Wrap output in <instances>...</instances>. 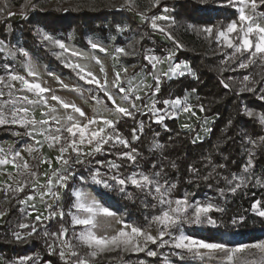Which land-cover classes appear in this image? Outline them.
I'll use <instances>...</instances> for the list:
<instances>
[{"label":"snow or ice","instance_id":"obj_1","mask_svg":"<svg viewBox=\"0 0 264 264\" xmlns=\"http://www.w3.org/2000/svg\"><path fill=\"white\" fill-rule=\"evenodd\" d=\"M28 2L30 3V0ZM226 3L227 6L237 9L236 19L226 25H209L198 30L219 51L220 64L229 66L228 69L221 68V72L246 70L254 65L264 67V11L260 10L264 8V0H226ZM125 4L130 11L136 10V14L153 33L162 35L173 45V48L163 56L145 54L143 60L147 61V64L139 67V71H136L137 65H131L133 68L131 74H129V66H114L112 79L109 80L108 72L98 58H90L82 52L70 49L64 42L53 39L46 33H38L42 41L60 49L59 52L54 53L57 59L68 54L63 61L64 67L70 69L84 84L91 86L89 89H83L77 85L71 91L78 92L81 96L85 91L90 93V98L96 102L92 116L76 103L64 100L52 89L43 86L31 54L26 49L11 46L0 40V55L10 56L13 59L24 58L20 63L24 74L11 64H5V72L0 75V127L18 126L24 129V132L16 131L13 135H25L32 141L23 149L28 154V158L22 155L21 151L11 148L6 150L0 146V177H6L0 180V191L4 193L6 201L15 198L19 204L27 205L32 209V211L24 210L26 220L32 217L34 211H38L36 204L33 203L36 200H39L48 212L46 217L40 213L34 220L19 222L18 230L12 232L13 238L18 242H26L39 234L38 224L59 218V228L54 231L45 230L43 236L46 238L45 243L49 253L57 255L64 264H95L112 252L145 253L147 257H157L162 255L159 249L165 247L170 250V255L180 261V264H264V240L229 246L223 242L197 238L185 232V225L217 226L218 221L212 213L224 210L211 202L201 203L190 200L189 194L183 197L173 196L177 183L168 178V165L164 163L167 160L164 153L168 145L157 139L159 132H155L149 142V152L153 156L159 153V162H152L149 171H144L139 164L143 156L140 149L133 145L141 140L146 127L151 129L155 124L170 132L166 120H175L184 114L186 120L195 118L196 121H200L201 116L198 113H204L208 109L203 103L194 105L187 95L160 98L164 77L172 79L176 76L189 75L199 81V76L188 63L176 61V51L183 45L166 26L159 23L173 19L168 15L169 9L163 7L161 14L148 16L147 9L140 11L135 0H125ZM148 4L152 8H158L161 6V0H148ZM6 7L0 8V15L5 14ZM14 14L11 11L6 12L8 17ZM21 15L24 13L22 12ZM143 39L144 35L138 40L132 37L127 49L115 48L112 59L119 63L121 57L134 55L133 41L139 43ZM90 46L107 54L108 50L100 44L90 42ZM73 57L76 59H71ZM88 59L100 65L102 78L98 77L87 64L81 62ZM158 65H167V69L158 68ZM48 75L52 76L53 73ZM147 77H151V84L147 82ZM232 79L228 77V80ZM57 80L63 88L69 87L63 84V81H59L58 77ZM256 83L251 74L244 75L240 80L239 91L255 92ZM221 84L225 89L232 87L225 80H221ZM191 91L195 93L196 89L193 88ZM260 99H264V95L260 96ZM37 110H39V118L35 115ZM105 112L108 114L104 115ZM243 112L264 127V113H257L246 107ZM129 120L133 122L130 139L120 128L122 123L127 124ZM208 124L209 120L204 118L200 125L201 129L211 132L212 129L207 127ZM181 128L195 133L191 140L192 144L202 141L203 137L192 124L185 122ZM179 135L180 133L177 132L176 136ZM245 139L250 147L246 149L248 159L241 175L232 173L230 176H225L216 172L217 168H226V164L212 166V172H216V176L225 181L229 185L228 190L233 193L252 181L261 184V177L256 176L251 170L254 168V150L264 145V136L258 139L248 136ZM169 140H172L171 136ZM45 145L58 153L54 157L58 167L54 168L53 159L44 155L42 149ZM121 148L126 151H121ZM109 150H115L116 160H95L98 167L87 168L89 173L87 178L78 174L77 166L90 165L97 154ZM205 159L211 162L210 157ZM117 161H126L127 164ZM44 164L48 165V169L41 172L39 169ZM169 164L173 169L177 167L174 161H170ZM8 166L14 171H9ZM125 167L133 170L125 175L121 171ZM101 168H106L107 171L101 172ZM188 171L199 174V169L192 164L188 166ZM212 172L202 178L205 181L212 179ZM78 175L82 182L88 179L93 184L103 185L105 188L111 187L109 181H112L119 186L121 192L125 191L126 186H132L144 195L146 201H151L146 202L144 206L146 209H152L153 213L145 216L144 226L116 219L117 213L100 204L95 196L83 189L71 191L72 200L68 210L65 211V207L62 206L61 190H67L69 182ZM42 177L43 182H41ZM219 191L223 194L224 189L221 188ZM21 194H24L23 198ZM127 195L129 199L132 198L131 193ZM251 208L256 215L264 217V203L260 200H256ZM7 214V210L0 211V219ZM66 216L71 217L73 229L81 226L80 231H74L71 237L69 229L64 225ZM240 219L242 220L243 217ZM110 220H115L120 227L110 230L108 224ZM233 223H237V220L234 219ZM153 227L155 234L151 230ZM19 230L28 231L22 233ZM149 245H156V248H150ZM251 250H255L259 255L250 257L241 255ZM164 259L165 264H174L167 256ZM6 264H40V260L38 257L21 256L15 261H7ZM48 264L52 262L48 261ZM140 264L145 262L140 261Z\"/></svg>","mask_w":264,"mask_h":264},{"label":"trees","instance_id":"obj_2","mask_svg":"<svg viewBox=\"0 0 264 264\" xmlns=\"http://www.w3.org/2000/svg\"><path fill=\"white\" fill-rule=\"evenodd\" d=\"M139 9L150 15L162 12L163 7L171 9L173 21L167 25L168 30L175 36L183 47L176 51V61H187L192 69L199 76V81L189 75L184 77H174L168 79L162 78L160 98H169V96L184 97L187 93L195 95L197 104L203 103L208 109L202 113V118H211L212 131L209 136L202 141L192 144L191 140L195 133H190L181 128L178 119L166 120L170 132L165 131L163 127L153 124L151 129L145 128L141 140L133 146L140 149L143 158L139 160L144 171L150 170V164L154 161L159 162L160 155L155 156L149 152V142L153 139V134L159 132L157 139L168 147L165 149L168 165V178L177 183V189L173 193L174 197H183L189 194L190 200L203 201L212 200L224 211L214 212L212 215L218 221L217 226L208 224L203 225H185L186 232L194 237L208 241H222L229 238L230 243L248 242L264 240V217L256 215L251 205L260 200L264 203V145L257 147L253 158L254 168L251 170L256 176L261 177V184L252 181L245 187L237 189L235 193L229 191V185L216 176V172L225 176L232 173L242 174L243 166L247 163L246 137L258 139L264 136V127L253 118L247 117L243 109L246 107L257 113H264V67L254 65L249 69H238L236 71L225 70L228 65H221V56L215 45L209 43L205 37L199 33V29L209 25H226L237 18L238 11L234 7L227 6L226 0H161V6L152 8L148 0H135ZM33 3L36 9H30ZM22 6L27 11L19 19L5 17L0 19V39L7 41L11 46L18 48L17 43L25 49L40 56V58L49 65L61 70L64 73H70L71 70L64 67V64L54 59L52 55L41 46L37 32L39 28H44L47 32L59 35L69 39V34L73 33L75 44L88 48L90 36H98L103 40H109L110 36L115 35L116 42L123 45L126 38L131 36L133 29L139 23L136 10H129L125 0H20L15 4L14 0H0V8L5 6ZM264 11V8L260 9ZM7 11V7H6ZM128 23V25H126ZM123 29V30H121ZM146 34V35H145ZM144 39L136 46V60L133 61L138 67L147 64L143 56L153 50L156 54L163 56L169 49L173 48L170 41L161 38L158 33L153 31L145 24ZM8 61L4 55H0V75L5 72V64ZM257 82L255 92H240V80L244 75H249ZM232 77V80H228ZM221 80L232 85L231 89H225ZM195 88L196 92L191 90ZM199 97V99H197ZM231 121V124H229ZM133 122L129 120L127 124L120 125L121 131L130 139V129ZM194 128L199 131L200 124L196 123ZM22 132L18 126L0 127V140L11 138L15 141L21 136L13 135V132ZM179 132L180 135L176 136ZM172 140H169V137ZM259 143V142H258ZM121 151L126 149L121 148ZM115 150H109L97 154L90 165L77 166L79 175L89 176L86 170L89 167H98L95 160H116ZM210 157L211 162L205 159ZM227 158V159H225ZM174 161L177 165L175 169L170 167L169 162ZM234 161V163H233ZM127 164L126 161H117ZM192 164L199 169V174L188 171V166ZM226 164L224 169H216L212 172V166ZM40 170V169H39ZM133 169L125 167L121 171L127 175ZM106 168H101V172H106ZM212 172V179L205 181L202 177ZM77 178L69 182V188L65 190L62 198V206L65 211L68 210L72 197L73 186L84 184ZM191 181V182H190ZM224 189L223 194L219 191ZM100 198L108 205L121 207L125 210L128 218H134L139 226H144L145 216H150L153 210L145 208V203L151 201L145 200L143 194L132 186H126L125 191L121 192L119 186L105 188L100 186L98 189ZM127 193L132 194L129 199ZM24 194H21L23 198ZM8 214L0 222V255L4 264L7 261H15L17 257L30 256L34 251L39 254L42 263L64 264L57 255H51L45 243L43 232L57 230L60 226L56 220H45L37 225L38 235L29 238L26 242H18L13 236V230L17 229L19 222H25L24 208L15 198H10ZM243 217L241 220L240 218ZM237 223H233V220ZM32 220V219H29ZM64 225L69 229V236L74 231L78 232L81 226L73 229L71 217L66 216ZM25 233L28 230H19ZM50 242V241H49ZM33 244V247L31 246ZM155 249L156 245H149ZM165 250V249H162ZM84 251V250H82ZM168 255L174 260L180 262L175 256ZM253 255H259L254 253ZM111 259L103 258L95 264H165L164 257H147L145 253H120L113 252L106 255Z\"/></svg>","mask_w":264,"mask_h":264},{"label":"rangeland","instance_id":"obj_3","mask_svg":"<svg viewBox=\"0 0 264 264\" xmlns=\"http://www.w3.org/2000/svg\"><path fill=\"white\" fill-rule=\"evenodd\" d=\"M14 1H15V4L17 5V2H19L20 0H14ZM33 5H34V7H33ZM29 8L30 9H36L37 7L35 6V4L31 3ZM139 10L143 11L142 9H139ZM7 11H11L12 13H15L14 15L11 16L12 18L19 19V18H21L23 16V15H21V13L22 12L25 13L27 11V9L25 8L24 5H22L20 7L19 6H14V5L13 6L9 5V6H7ZM6 12H5V14L0 15V19L7 17ZM146 14L148 16H152V15H150L147 12H146ZM158 14H161V12L158 13ZM168 15L172 17L171 9H169ZM137 18H138L139 23L137 24V26L134 27L132 35L126 38V41H125V43L123 45L118 44L116 42L115 35L110 36L109 40H103V39L99 38L98 36H90L88 38V41H89V47L88 48H84V47H81V46L75 44L74 41H73V33L69 34V39H65V38H63V37H61L59 35H55V34L47 32L44 28H39V30L37 32V35H38V40H39L41 46L44 47L45 49H47V51L50 53V55H52V57L54 59L60 61L61 63H63L64 59L67 57L68 54H66L65 57H61L60 59H57L56 56L54 55V53L55 52H59L60 49L53 47V45H51L50 43H48L46 41H42L41 35L38 34L39 32L46 33V34L50 35L53 39L61 40L70 49L82 52V53H84L86 56H88L90 58L91 57L98 58L103 63L104 67L106 68V70L108 72V79L111 80L114 66L115 67H120L121 65L129 66V74H131L133 72V68L131 67V65H136L135 63H133V61H135L137 59L136 58V54H137L136 46H137L138 43H136L135 41H133V43H134V55H131V56H128V57H121L119 63H116V61H114L112 59V56L114 54L115 48H117V47H125L127 49V45L130 42V40H132V37H136V39L138 40L139 37L141 35H143L144 28H145V23L142 22L140 16L137 15ZM172 21H173V19L171 21H167V22L161 21L159 23H161L163 26L167 27V25L170 24ZM126 25H128V23H126ZM158 35L161 38L165 39L162 35H160V34H158ZM4 42L8 43L7 41H4ZM90 42H94V43L100 44L102 47L106 48L108 50L107 54L103 53V52H100L99 49H92L91 46H90ZM17 46H18V48H20V47L24 48L19 43H17ZM27 51L31 54V57L33 59V63L35 64V66L37 68V71L39 72L40 82L43 84V86L52 89L55 92L56 95L61 96L64 100H66L68 102L76 103L77 106L82 107V109L89 116L93 115V107L96 106V102H95V100H92L90 98V93L88 91H85L83 93V96H81L80 93L71 91V89L74 86H77V85L80 86L83 89H89L91 86L84 84L83 81H80L75 76L74 73H72V72L64 73L61 70L55 68V66L49 65L48 63L44 62L40 58V56H37L36 54L30 52L29 50H27ZM148 54H155L157 56H160V55L156 54L152 49L148 51ZM4 57L6 59H8L6 64H11L17 71H20L21 74H24L22 68L20 67L21 60L24 59L23 57H19L17 59H13L10 56L6 57L5 55H4ZM71 59L75 60L76 58L73 57ZM81 62L87 64L91 68V70L98 77H100V78L103 77V74L100 73V71H99L100 65L96 64L94 60L88 59V60H83ZM180 62L188 63L187 61H180ZM161 67L164 68L165 70L167 69V65H163V66L158 65V68H161ZM48 73H53V75L49 76ZM57 77L59 78V81H63V84H66L69 87L68 88H63L61 86V84L58 82ZM147 82L149 84L152 83L151 77H147ZM97 95H100V94L97 93ZM186 95L189 96L191 103H193L194 105L197 104L194 94L187 93ZM118 102H119V100H118ZM107 114H108L107 112L104 113V115H107ZM35 115H36L37 118H39V110L36 111ZM198 115L201 116V120L200 121H196L195 118H193L192 120H186V117H185L184 114H181L179 116L178 120H179L180 125L184 124L185 122L192 124L193 127H194V125L196 123H199L200 125H202L203 119H204V118H202V113H198ZM207 119L209 120V124L207 125V127H211V123H212L213 120L210 117L207 118ZM17 131H20V130H17ZM21 131H22L21 133H23L24 129H22ZM199 132H200V135L203 137V139L206 138L207 136H209V133H210V132L203 131L201 129V127L199 128ZM28 143H32V141L29 139V137H27L25 135H21V137L18 138L17 141H15V140H13L11 138H7L5 140L0 141V146L4 147L6 150L11 148V149H13L15 151H21L22 155H24L26 158H28V154L23 151L25 145L28 144ZM42 151H43L44 155H46L47 157L53 159V167L54 168L58 167V165L55 163V160H54V157L56 155H58V153L55 150L48 149L46 145L44 146ZM47 169H48V165L44 164V165L41 166L40 171L43 172V171H45ZM8 170L12 171L13 169L11 168V166H8ZM85 178H87V177H85ZM3 179H6V177H0V180H3ZM43 180H44V178L42 177L41 178V182H43ZM83 183L84 184H81V185L79 184V185L73 186L72 190L73 189H83L84 191H86V192L90 193L91 195L95 196V198L98 200V202L100 204H102L105 207H108L111 211L117 213L116 219L124 220V221H126L128 223H132V224L138 225L136 223V221L134 220V218L133 219L132 218H128L125 215V210L123 208L114 207V206L108 205L107 203L102 201V199L100 198L98 189L100 188V186H103V185L93 184L88 179H86ZM109 183L112 186H115L114 182L109 181ZM61 192H62V198H63L65 190H61ZM9 201H10V199L8 201L5 200L4 193L2 191H0V204H1V206L8 205ZM207 202H211L214 205H216L215 202L212 201V200H203V201H201V203H207ZM33 203L36 204L38 211H34L32 217L27 218V220L25 219V214H24L25 222H28L29 219L34 220L35 216L37 214H40V213H43V215L45 217L48 215V212L45 210L44 205L39 200H36ZM22 206H23L24 210L32 211V209L30 207H28L27 205H23L22 204ZM2 221H3V219L2 220L0 219V222H2ZM108 224L110 226V230L111 229H118L120 227V225L115 223V220H110L108 222ZM151 230H152L153 234H155V227H153ZM185 232H186V230H185ZM229 241H230L229 238H226L225 240L216 241V242H223V243L228 244L229 246H236V245H240V244H251V243H248V242H234V243H230ZM258 241H261V240H256L255 242H258ZM252 243H254V242H252ZM163 249H165V250L159 249V252L162 253V255H160V256H162V257L167 256L169 260H172L174 262V264H180V262L174 261L168 255L170 250L167 247H165ZM254 253H255V250H251V251H246L245 253H243L241 255L245 256V257H250ZM30 256H33V254H31ZM38 258L40 260V264H48V263H42L40 257H38ZM105 258L111 259L110 257L108 258L106 256H105ZM0 264H4V261H3V258H2L1 255H0Z\"/></svg>","mask_w":264,"mask_h":264},{"label":"built area","instance_id":"obj_4","mask_svg":"<svg viewBox=\"0 0 264 264\" xmlns=\"http://www.w3.org/2000/svg\"><path fill=\"white\" fill-rule=\"evenodd\" d=\"M12 171H14V170H12ZM7 208H8V205L1 206V204H0V211L7 210ZM31 246L33 247V244H31ZM32 254H33V257H39V254L37 252H35V251Z\"/></svg>","mask_w":264,"mask_h":264},{"label":"crops","instance_id":"obj_5","mask_svg":"<svg viewBox=\"0 0 264 264\" xmlns=\"http://www.w3.org/2000/svg\"><path fill=\"white\" fill-rule=\"evenodd\" d=\"M0 141H2V140H0ZM3 218H4V217H3ZM3 218H2V219H3ZM2 219H1V220H2Z\"/></svg>","mask_w":264,"mask_h":264}]
</instances>
